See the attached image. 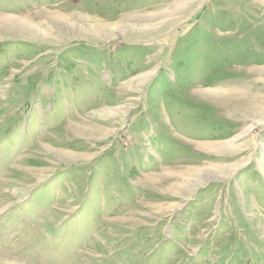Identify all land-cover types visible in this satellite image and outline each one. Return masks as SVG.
<instances>
[{"label":"rangeland","instance_id":"obj_1","mask_svg":"<svg viewBox=\"0 0 264 264\" xmlns=\"http://www.w3.org/2000/svg\"><path fill=\"white\" fill-rule=\"evenodd\" d=\"M0 264H264V0H0Z\"/></svg>","mask_w":264,"mask_h":264},{"label":"bare ground","instance_id":"obj_2","mask_svg":"<svg viewBox=\"0 0 264 264\" xmlns=\"http://www.w3.org/2000/svg\"><path fill=\"white\" fill-rule=\"evenodd\" d=\"M180 9H181V8H180ZM217 89H218V88H217ZM219 90H220V89H219ZM211 92H212V93H216L217 91H215V90H211ZM223 92H224V91H223ZM223 92H222V93H223ZM222 145H223V146H228V141L225 142V143H222ZM217 169H218V167H215V170H217Z\"/></svg>","mask_w":264,"mask_h":264}]
</instances>
